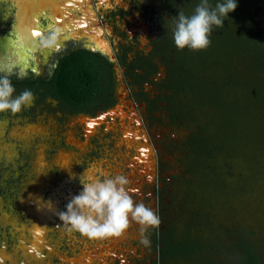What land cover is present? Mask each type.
Segmentation results:
<instances>
[{
    "label": "rangeland",
    "instance_id": "obj_1",
    "mask_svg": "<svg viewBox=\"0 0 264 264\" xmlns=\"http://www.w3.org/2000/svg\"><path fill=\"white\" fill-rule=\"evenodd\" d=\"M38 2L40 5L43 3L42 0ZM138 2L154 5V1L151 0H98L97 3V8L103 12L111 9L125 12V17L116 18L115 25L118 30H126L128 37L119 38L107 25L104 26L103 35L109 48L117 49L119 43L131 46L132 50L128 51L130 60L134 58L136 52L148 55L151 51L147 40L150 23L148 21L145 23L139 15L138 8L135 9ZM0 17L4 18L2 10ZM131 24L135 26L130 28ZM36 27L39 30V25ZM41 28L43 29V26ZM47 31L48 29H45L42 31L43 34H36L32 44H45L44 42L48 40ZM40 35L42 37H39ZM135 36L138 42L133 40ZM57 49L59 48H26L19 57L15 55L16 48H8L7 62L31 66L41 72L40 68L45 64L50 51ZM24 55L27 56L23 58ZM158 68L160 74L156 75L155 72L151 74V81H159L163 76L161 64ZM142 88L150 102H154L150 112L149 102H143L138 106V111L142 119V129L146 131L152 146L156 149L158 165H163V168H158L157 171L155 169L153 171L155 168L153 158L151 162L153 165L145 169L147 161L151 159L149 154L147 160L149 148L140 135L141 128L133 115L128 119L130 128H127L128 124H122L121 121L126 115L123 111L122 115L111 112L109 115L111 119L99 117L92 121V125H89L90 121L85 128V139L82 141L79 139L82 133L77 122L71 120L72 122L65 124L62 129L57 117L46 111H38L36 124L31 128L27 125H21V130L17 128L19 126L16 127V131H19L16 132V135L19 134L16 137L17 141L20 139L24 142L0 144V264H152L153 260L156 261L157 252L151 240V236L155 235L152 227L145 233L150 240L147 246L140 243L142 235L140 226L134 221H130L129 227L120 236L87 238L64 230L57 213L64 210L71 196L82 188L78 176L84 169L86 176L89 174L96 176L100 172L108 175L117 173L125 175L129 181L127 188L134 201L143 202L155 213L157 206L164 208V213L168 214L167 219L173 214L174 206L170 201V195L166 193L163 196L160 191L168 189L170 182H173L170 180L172 176L179 178V181H176L182 190L178 195L179 200L186 198L190 204L194 201L195 193L201 196L213 192L210 180L223 177L225 184L218 186V191L223 194V203L228 206L226 213L221 211L223 220L229 225L231 223L241 225L248 231L256 230L258 235L261 233L259 237L262 248L264 177L255 174L261 166L259 157L256 155L249 159L248 147L244 148L239 140L230 173L226 172L225 158L221 154L215 158L191 159L190 162V151L184 148L183 141L187 131L192 130V125L190 123L186 127H181L180 124L171 125L163 109L164 92L156 84L149 82L144 83ZM116 119H119V122H116ZM155 119H161L162 123ZM202 119L206 123L214 120L210 117ZM79 120L82 124L83 120L81 118ZM255 121L257 123V118H252L251 123ZM132 131L139 137H131L129 133ZM62 140L67 146L66 149L61 146ZM133 146L139 149L135 152L139 155L134 160L132 158L134 152L130 151ZM53 150L55 156L48 160L49 153ZM142 150H145V158ZM149 150L153 155L152 150ZM64 151L67 153L66 157H62ZM251 153H254L252 149ZM249 174L255 176L249 177ZM240 175L247 176L246 184L249 185L245 190H242L243 183H239ZM157 189L160 192L159 196L155 194ZM38 197L43 199L38 200ZM155 229L156 226L154 231ZM33 246L35 250L31 253L28 249L32 250ZM230 247V244L224 245L223 249L213 256L215 264H239L240 257L237 251ZM178 263L193 264L184 261Z\"/></svg>",
    "mask_w": 264,
    "mask_h": 264
},
{
    "label": "flooded vegetation",
    "instance_id": "obj_2",
    "mask_svg": "<svg viewBox=\"0 0 264 264\" xmlns=\"http://www.w3.org/2000/svg\"><path fill=\"white\" fill-rule=\"evenodd\" d=\"M24 1H0V10L4 13V18L0 17V66H7L11 69L10 79L15 86V94H19L24 89H30L34 93V99L30 106L22 108L19 113L10 114L7 111L0 113V144L24 142L20 139L17 141L16 137L19 134L16 135V132L19 131H16V127L19 126L17 128L20 129L21 125H27L28 128H31L36 124L38 111H46L57 117L62 129L65 124L71 123V120L77 122L78 129L82 133L79 139L82 141L85 139V128L90 121L103 116L111 119L110 113L121 105L120 108L126 114L121 121L122 124H128L127 128H130L128 119L130 115H133L141 128L139 129L140 135L153 153L152 155L148 149L147 160L150 154V161L152 162L153 158L155 162L153 171L154 169L157 171L158 168L162 169L163 165H158L156 149L152 146L146 131L142 129V119L138 111V106L143 102L151 104L149 112L153 109L154 102H150L142 88L144 83L149 82L153 85L156 84L164 92L165 106L163 109L166 111L168 122L171 125L180 124L181 127H186L188 123L192 125V130L187 131L183 141L184 148L190 151L189 161L203 158L198 156L199 153L193 149L192 143L195 139H206L212 134L214 124L212 121H207V123L202 121V117L212 118L215 110L201 99L196 91L186 89L180 92L172 88V83L176 84L175 81L196 82V77L194 80L192 77L191 80L187 77L188 69L196 72L201 81L214 83L221 80L219 70L214 68L217 67L216 64L220 63V58L210 48L212 36L218 32L217 27L214 26L210 36L211 43L206 49L189 50L185 48L180 50L174 46L172 40L170 16L175 15L179 9L190 14L198 0H151L154 1L153 6L138 2L135 9L138 8L139 15L145 23L147 21L150 23L147 40L151 51L148 55L136 52L132 60L128 59V51L132 50L131 46L119 43V48L116 49L111 45L112 48H109L110 52L108 53L103 51L104 48L95 47L96 42L88 34L73 38L68 30H56L51 18L52 13L48 11L40 14L37 19L34 18V15H30V18L27 19V13H20V10L25 6ZM87 1V8L93 12L95 19L94 23L87 24V30L95 31L96 28H100L104 34V26L107 25L111 28L112 33H115L119 38L126 39L128 37L126 30H118L115 25L118 16L125 17L123 10L111 9L103 12L102 9L97 8L98 0ZM48 9L51 10L49 7ZM70 16L78 20L83 16V13L76 9L71 11ZM22 20L34 21L36 25H39V30L35 24L33 25L37 31H40L39 34L48 29L46 34L49 43L47 45H29L31 40L20 31ZM133 25L131 24L130 28ZM133 40L138 42L136 36ZM54 46L59 49L50 51L45 64L40 68L41 72L31 66L7 62L8 48H54ZM16 53L18 52L16 51ZM201 53L202 55H200ZM199 56L204 58V63H200V68L197 66V61L194 62ZM41 58L43 59V56ZM239 59L240 57L235 59L238 64ZM159 64L163 67V76L159 81H151V74L154 72L156 75L160 74ZM205 66L207 69L204 68ZM18 72L25 74L23 78H17L16 73ZM79 118L83 120L82 124ZM155 120L162 123L161 119ZM116 122H119V119H116ZM61 146L64 149L67 147L63 140ZM142 149L144 148L142 147ZM137 150L139 149L134 146L130 148V151L134 152L133 160L139 155L135 153ZM142 151L140 152L144 154L145 158V150ZM65 155L67 153L64 151L62 157ZM54 156L55 151L53 150L49 153L48 160H52ZM150 167H148L147 161L145 169ZM55 168L57 169L58 166ZM57 174H59L58 170ZM178 179L172 176L170 180L173 182H170L168 189L164 188L160 191L163 196L166 193L170 195L174 212L167 219L168 214L164 213V208L157 206L156 214L159 216L160 223L156 226L155 231V226L152 227V232H155V235L151 236V240L155 244L157 259L153 260L152 264H179V261L211 264L213 256L223 249L224 245L228 246L233 242L234 239L229 236V232L234 234L237 229L244 228L234 223L229 225L223 220L222 212L226 213L228 209V206L223 203V194L218 191V186L225 184L223 177L210 180L212 186L210 188L213 189V192L208 195H198L199 197L195 193L194 201L191 204L187 202L186 198L182 201L179 200L178 195L182 190L176 183L179 181ZM181 179L183 181V178ZM160 192L157 189L156 196H159ZM196 242H200L203 246L197 252L192 249L193 243ZM168 247L173 250L172 254H168ZM28 251L32 250L28 249Z\"/></svg>",
    "mask_w": 264,
    "mask_h": 264
},
{
    "label": "trees",
    "instance_id": "obj_3",
    "mask_svg": "<svg viewBox=\"0 0 264 264\" xmlns=\"http://www.w3.org/2000/svg\"><path fill=\"white\" fill-rule=\"evenodd\" d=\"M211 2L214 5L216 0ZM217 29L210 48L220 58L214 68L219 70L221 80L204 82L196 72L188 69L187 77L193 80L196 77V82L175 81L172 88L180 92L186 89L196 91L215 110L212 134L192 143L199 157L215 158L221 154L225 158L226 172L230 173L240 140L244 148L248 147L249 159L259 157L261 166L255 174L264 177V0H237V7L228 13L224 25ZM237 57H240L239 64L235 61ZM203 60V56L194 60L198 68ZM252 118H257V123L252 124ZM250 174L249 177L255 176ZM238 180L245 190L249 185L246 184L247 176L240 175ZM259 235L256 230L229 232L234 239L230 249L237 251L239 264H264V244L260 248ZM202 247L196 242L192 249L197 252ZM167 252L172 254L173 250L168 247ZM211 264H215L214 260Z\"/></svg>",
    "mask_w": 264,
    "mask_h": 264
},
{
    "label": "clouds",
    "instance_id": "obj_4",
    "mask_svg": "<svg viewBox=\"0 0 264 264\" xmlns=\"http://www.w3.org/2000/svg\"><path fill=\"white\" fill-rule=\"evenodd\" d=\"M236 7L237 0H216L214 5L211 0H198L190 14L179 9L170 16L174 46L180 50L206 49L211 43L214 26L222 27L228 13ZM44 43L47 45L49 41ZM10 75L11 69L0 66V113L16 114L31 105L34 93L24 89L15 94ZM16 75L23 78L25 74L18 72ZM78 180L82 188L71 196L65 209L57 213L66 232L87 238L120 236L129 227L130 221H134L140 226V243L145 246L150 244L145 233L160 223L159 216L143 202L134 201L125 175L100 172L96 176H86L84 169Z\"/></svg>",
    "mask_w": 264,
    "mask_h": 264
},
{
    "label": "bare ground",
    "instance_id": "obj_5",
    "mask_svg": "<svg viewBox=\"0 0 264 264\" xmlns=\"http://www.w3.org/2000/svg\"><path fill=\"white\" fill-rule=\"evenodd\" d=\"M38 1L39 0H31V1L25 0L24 1L25 6L22 8V10H20V13L21 12L27 13L28 14V15L26 14V18L27 19L30 18L29 17L30 15L31 16L34 15V18L37 19L40 14L45 13L46 11H48V12L52 13L51 14V18L53 19V22H54V24L56 26L55 27L56 30H58V31L59 30H64V31L68 30L71 33V35L73 36V38L74 37L77 38L78 36L87 35L88 34V35H90L91 39H93L96 42L95 47H98L100 49L104 48V50H103L104 52H108V53L110 52L107 43L105 42L104 38H102L103 32H102V30L100 28H98V29L96 28L95 31L86 29L87 24H89V23L92 24L95 21L93 12L90 11L89 8H87V3H88L87 0H66V1H63V0L62 1L61 0H42L43 3L40 2V3H42L41 5L39 4ZM55 2H57V4ZM50 6H52V7H50ZM48 7L51 10H49ZM76 9L81 10L82 13H83V16L81 18H79L78 20H75V19L71 18V16H70L71 15V11L72 10H76ZM34 24H35L34 21H29V20L28 21H24V20H22L21 21V25H20L21 33H25L27 35V37H29L28 39L31 40V42H29V45L32 44V42H34L35 35L36 34L39 35V32H40V31H37L35 29V27H33ZM34 32L36 33L35 35H34ZM54 48H55V46H54ZM16 49H17V52H18L17 53L18 55L15 54L16 56H19L20 53L23 54L25 52L24 49H22V48H16ZM50 49H51V47H50ZM24 57H25V55L23 56V58ZM120 107H121V105H120ZM120 107H118L117 110H115V111L113 110V111L117 112V114H119V115H122L123 112H122V108H120ZM92 124H93V122L91 121L89 123V125H92ZM129 135H131V137H133V138L136 136L135 133H129ZM150 162L151 161L149 160L148 167L153 165ZM34 214H36V213H34ZM39 228H40V226H39ZM33 248H34V246L32 247L31 253L33 252V250H35ZM27 253H28V251H27ZM29 255H30V253H29Z\"/></svg>",
    "mask_w": 264,
    "mask_h": 264
},
{
    "label": "snow or ice",
    "instance_id": "obj_6",
    "mask_svg": "<svg viewBox=\"0 0 264 264\" xmlns=\"http://www.w3.org/2000/svg\"><path fill=\"white\" fill-rule=\"evenodd\" d=\"M36 33L34 32V35H35Z\"/></svg>",
    "mask_w": 264,
    "mask_h": 264
}]
</instances>
